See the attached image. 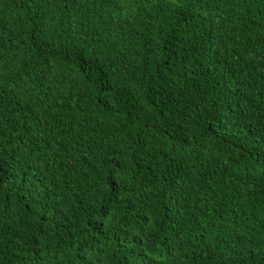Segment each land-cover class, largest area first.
Returning <instances> with one entry per match:
<instances>
[{"label": "trees", "instance_id": "trees-1", "mask_svg": "<svg viewBox=\"0 0 264 264\" xmlns=\"http://www.w3.org/2000/svg\"><path fill=\"white\" fill-rule=\"evenodd\" d=\"M0 264H264V0H0Z\"/></svg>", "mask_w": 264, "mask_h": 264}]
</instances>
